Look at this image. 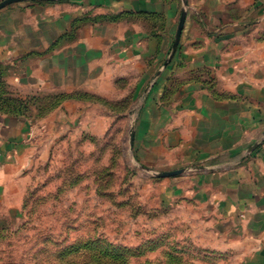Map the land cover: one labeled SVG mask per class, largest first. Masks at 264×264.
Instances as JSON below:
<instances>
[{
  "label": "crops",
  "instance_id": "crops-1",
  "mask_svg": "<svg viewBox=\"0 0 264 264\" xmlns=\"http://www.w3.org/2000/svg\"><path fill=\"white\" fill-rule=\"evenodd\" d=\"M187 1L168 66L159 40L176 34L184 0H72L0 12V79L25 98L63 99L37 121L0 118V193L14 178L13 157L46 145L47 133L119 130L113 105L86 95L119 102L143 89L134 124L141 162L181 169L170 196L206 206L242 264H264V0ZM134 13L162 17L161 39L129 22Z\"/></svg>",
  "mask_w": 264,
  "mask_h": 264
},
{
  "label": "rangeland",
  "instance_id": "rangeland-1",
  "mask_svg": "<svg viewBox=\"0 0 264 264\" xmlns=\"http://www.w3.org/2000/svg\"><path fill=\"white\" fill-rule=\"evenodd\" d=\"M6 1L0 0V5ZM70 1L15 0L0 12L11 6L47 7ZM188 7L186 0L177 32L165 42L159 40L165 28L162 17L134 13L129 22L149 29L170 56L185 13L184 30ZM121 16L119 22L128 21L127 14ZM1 77L0 109L9 112L4 93L10 92L11 112H22L18 99L33 96L25 98ZM143 91L119 102L86 95L87 103L113 105V113L124 121L119 130L95 136L83 131L47 133L46 145L33 148L28 157H13L9 168L14 178L0 193V264L243 263L239 251L225 240L223 224L206 206L192 198L170 196L174 192L170 179L182 170L147 167L136 154L134 124L143 106ZM32 103L25 118L45 117L34 111L37 104ZM6 117L22 118L0 115ZM77 126H84L82 119Z\"/></svg>",
  "mask_w": 264,
  "mask_h": 264
},
{
  "label": "trees",
  "instance_id": "trees-1",
  "mask_svg": "<svg viewBox=\"0 0 264 264\" xmlns=\"http://www.w3.org/2000/svg\"><path fill=\"white\" fill-rule=\"evenodd\" d=\"M0 84H2L1 79H0ZM4 95L8 96V99L7 100L5 99L4 103H6V101H7L6 107L9 108V112H2L3 110L1 108L0 109V115H8V116H16V117H26L27 111H29L30 106H32V104H33L32 101L37 104L36 108L39 111V116L42 117V116H45V114H47L48 112H51L52 110H54L63 100L61 97L47 98V99H42V100H40L36 97H33V98L27 99L26 101L21 100L19 98L18 99L19 104L22 103V108H23L22 112L21 111H19V112L15 111L12 113L9 105H10V102L14 100V99L13 100L10 99V98H13L14 95L10 92L4 93ZM2 98L3 97L0 96V102L2 101ZM0 106H1V103H0ZM15 106L16 105H14V108H15Z\"/></svg>",
  "mask_w": 264,
  "mask_h": 264
},
{
  "label": "water",
  "instance_id": "water-1",
  "mask_svg": "<svg viewBox=\"0 0 264 264\" xmlns=\"http://www.w3.org/2000/svg\"><path fill=\"white\" fill-rule=\"evenodd\" d=\"M13 1H15V0H9V1H6V2L2 3V4L0 5V8H2V7H4V6H6V5H8L9 3L13 2ZM184 1H186V0H184ZM185 18H186V16H185V13H184V15H183V17H182V22H181V25H180V28H179V31H178V37H177V40H176L175 47H174V49H173V51H172L170 57H169L168 60L166 61L165 66L168 65V63L170 62V60H171L172 57L174 56V53L176 52L177 45H178L179 40H180L181 32H182V30H183V24H184V20H185Z\"/></svg>",
  "mask_w": 264,
  "mask_h": 264
}]
</instances>
